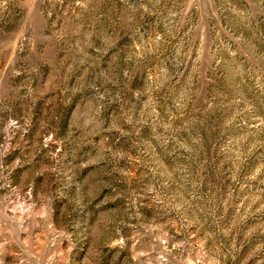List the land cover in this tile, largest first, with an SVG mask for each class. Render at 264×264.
<instances>
[{
  "label": "rangeland",
  "instance_id": "rangeland-1",
  "mask_svg": "<svg viewBox=\"0 0 264 264\" xmlns=\"http://www.w3.org/2000/svg\"><path fill=\"white\" fill-rule=\"evenodd\" d=\"M0 264H264V0H0Z\"/></svg>",
  "mask_w": 264,
  "mask_h": 264
}]
</instances>
